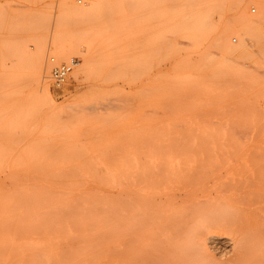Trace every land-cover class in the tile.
Segmentation results:
<instances>
[{"label": "rangeland", "instance_id": "1", "mask_svg": "<svg viewBox=\"0 0 264 264\" xmlns=\"http://www.w3.org/2000/svg\"><path fill=\"white\" fill-rule=\"evenodd\" d=\"M37 55L48 78L38 89L30 76ZM70 62L72 71L55 87L50 71ZM154 88L160 93L148 92ZM167 92L173 97L163 98ZM184 96L189 103L180 104L176 97ZM132 128L136 132L127 136ZM186 129L214 154L211 183L228 193L264 192V0H0V213L10 217L0 224L35 223L27 214L44 210L45 195L63 190L62 178L102 186L109 176L126 177L129 159L135 166L155 160L158 147L170 146L173 134ZM20 212L25 217L11 218ZM124 243L119 249L127 248ZM214 248L208 245L215 258H226L225 250Z\"/></svg>", "mask_w": 264, "mask_h": 264}, {"label": "bare ground", "instance_id": "2", "mask_svg": "<svg viewBox=\"0 0 264 264\" xmlns=\"http://www.w3.org/2000/svg\"><path fill=\"white\" fill-rule=\"evenodd\" d=\"M173 6L174 5H172V7ZM175 7L178 8V6ZM176 14L174 16H176ZM177 15L180 14L178 13ZM171 17L172 16H170V18ZM179 19L181 18L179 17ZM71 21L70 24H74L73 22L71 23ZM113 21L117 22V20ZM97 23L98 22H96L95 25ZM112 24L108 23V26L110 25L111 27ZM145 24L149 26L150 23ZM247 25L249 24L245 22L243 28H248ZM103 26L102 24V27ZM142 26L144 27V25ZM76 31L79 33V30ZM79 34H81V32ZM89 36H91V33L88 35V38ZM95 36H97L96 32L93 38ZM145 37L146 36L143 35V39ZM188 38L190 39V37L187 36L186 39ZM120 39L121 38H119V40ZM146 39L149 40L148 38ZM186 39L181 38L182 41L184 40V44L189 41ZM117 40L118 38L116 41ZM90 41L92 42L91 38ZM162 41L164 42V40ZM182 41L180 42L183 43ZM191 41H193V39ZM189 43L190 41L188 44ZM53 46L55 47V45ZM112 49L114 48H111V50ZM53 50L56 51L55 49ZM115 50H117V48ZM244 53L245 51H242V54ZM135 55L136 54H134L133 59ZM56 56L62 57L63 53L57 52ZM56 56L54 58H56ZM65 57H63L64 60ZM54 58L52 57L53 61H55ZM178 58L179 55L177 59ZM230 61L233 62L232 59ZM118 62L119 61H117V63ZM88 64L86 63V65ZM9 65L10 64H8V67ZM30 65V76L38 89L43 78H46L43 76V58L39 55L33 57ZM82 65L84 66L85 62L82 63ZM242 65L240 66L242 67ZM83 71L84 67L77 69L74 72V78L78 79ZM112 71L109 73H112ZM88 72L89 71H87V73ZM22 73H20V75ZM219 73L220 72H218V74ZM23 75L25 77L24 73L22 77ZM125 75L127 76V73H125ZM26 77L28 76L26 75ZM174 77L177 78V74L176 76L174 75ZM179 77L186 79L185 74ZM13 78L14 77H12L11 80H13ZM21 78L18 79V82H20ZM15 79L16 78H14V80ZM221 80L224 79L221 78ZM165 81L168 86L167 80ZM52 83L54 85L53 81ZM182 84H184V82ZM159 88H161V86H159ZM162 89H164L165 92L166 90H170V87L169 89L162 87ZM138 90H141V86L140 89H136V92ZM150 90L155 92L156 88L148 89V92H150ZM144 91L146 92V89ZM159 91L156 90V92L160 93ZM13 92L14 90H12L11 93ZM42 93L44 96L50 97L45 86ZM140 93L143 94V92ZM138 94L134 96H138ZM184 94L187 93L184 91ZM166 95L168 97L167 99L173 97L171 93H168L165 94V96L162 95L164 96L163 98L166 99ZM140 96L139 94V98ZM144 96L146 97V94ZM148 97L149 96H147V98ZM176 99H180L179 101L181 102L178 101L180 104L189 100V98L185 99V96V100L177 97ZM176 102L177 100L175 103ZM187 103H189V101ZM166 105H168V103ZM168 107L170 106L168 105ZM164 108L166 109L167 107L165 106ZM156 109H158V107ZM170 109L171 107L166 110ZM148 111L149 110H147L145 114L149 113ZM158 111L160 110L158 109ZM134 129L135 128H132L130 130L131 133L128 131L129 134H127V136H131ZM137 130V132H139V129ZM124 136H126V134ZM197 137L200 136L198 135ZM172 141L173 144L170 146L162 148L161 145V147H158L159 151H161L157 156L158 158L155 160H146V162L139 166H135L129 159L128 161L130 164H128L129 167L127 166V172L129 174H127L126 177H110L106 174V176L109 177L102 181V186L94 183L89 184L84 177L74 179L62 178L59 182H61L63 190L58 192L51 191L45 195L44 210L37 211L34 214H27L29 220H33L35 223L30 225H16V223L15 225L0 224V264H264V192L228 193L221 190L222 188H219L220 184H217L216 181L212 183L209 181L210 173L212 172L211 169L213 168L212 163L214 162V154L209 153L208 149L210 148H207L208 146L206 143L204 145L202 143L201 145V140L199 141L198 138H196L197 142H195L188 129H186L185 133L173 134ZM202 142H204V140ZM153 150H155V155L156 147H154ZM143 160L137 159L138 164L139 161ZM93 176L92 179H96V176ZM100 177L102 178V175H100ZM101 178L99 179L101 180ZM210 179L212 180L213 177ZM74 186L81 188V190L70 191V189H67ZM6 187L9 186L6 185ZM12 189H10L11 192ZM19 202L21 203V201ZM25 203L22 204L24 205ZM21 205L19 207H21ZM7 210H9V208ZM23 217H25L24 214L20 212L16 215L13 214L11 218L19 219ZM3 218L7 219L10 217H7L5 213H0V219ZM41 218H43L44 222L39 224L38 221ZM75 226H80V228L76 229ZM29 230L33 231V233H29ZM103 232H106L104 236H102ZM217 232H223L230 237H221L216 234ZM124 236H126L127 248L123 247L119 249V246L125 242ZM208 245H210V247L212 245L213 249H215L214 247L216 245L221 248H219L220 251L222 249L225 250L227 254L226 258L220 260L215 258V256L210 253Z\"/></svg>", "mask_w": 264, "mask_h": 264}, {"label": "built area", "instance_id": "3", "mask_svg": "<svg viewBox=\"0 0 264 264\" xmlns=\"http://www.w3.org/2000/svg\"><path fill=\"white\" fill-rule=\"evenodd\" d=\"M73 65L74 62L63 63L51 70V79L55 87H60L63 84L68 74L72 71Z\"/></svg>", "mask_w": 264, "mask_h": 264}]
</instances>
